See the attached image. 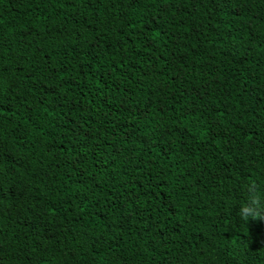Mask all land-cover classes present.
Returning <instances> with one entry per match:
<instances>
[{
	"label": "trees",
	"instance_id": "16d2710c",
	"mask_svg": "<svg viewBox=\"0 0 264 264\" xmlns=\"http://www.w3.org/2000/svg\"><path fill=\"white\" fill-rule=\"evenodd\" d=\"M264 0H0V264H264Z\"/></svg>",
	"mask_w": 264,
	"mask_h": 264
},
{
	"label": "clouds",
	"instance_id": "9594fccd",
	"mask_svg": "<svg viewBox=\"0 0 264 264\" xmlns=\"http://www.w3.org/2000/svg\"><path fill=\"white\" fill-rule=\"evenodd\" d=\"M241 214L253 217L264 214V198L253 195L250 204L242 207Z\"/></svg>",
	"mask_w": 264,
	"mask_h": 264
}]
</instances>
